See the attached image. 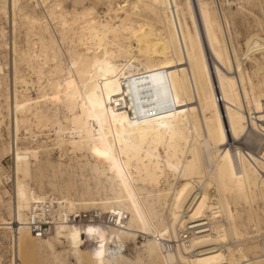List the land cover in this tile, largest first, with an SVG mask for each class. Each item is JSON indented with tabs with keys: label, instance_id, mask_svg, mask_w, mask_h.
<instances>
[{
	"label": "bare ground",
	"instance_id": "bare-ground-1",
	"mask_svg": "<svg viewBox=\"0 0 264 264\" xmlns=\"http://www.w3.org/2000/svg\"><path fill=\"white\" fill-rule=\"evenodd\" d=\"M64 1L0 0V264H26L28 243L53 264H65L56 247L65 241L91 258L139 230L153 264H264L256 238L264 228V17L245 7L253 0L236 5L261 30L245 49L232 29L235 11L225 8L239 0H123L103 14ZM256 1L264 14V0ZM108 63L119 77L110 101L104 96L101 128L88 120L89 97L103 87ZM205 77L223 141L201 100ZM166 94L179 98L175 115ZM54 150L90 153L91 170L116 181V194L46 193ZM7 155L12 171L2 163ZM46 201L58 206L59 221L38 238L28 221ZM92 210L99 220L64 221L68 212ZM88 227L100 231L89 235ZM8 236L21 259H3Z\"/></svg>",
	"mask_w": 264,
	"mask_h": 264
},
{
	"label": "rangeland",
	"instance_id": "rangeland-1",
	"mask_svg": "<svg viewBox=\"0 0 264 264\" xmlns=\"http://www.w3.org/2000/svg\"><path fill=\"white\" fill-rule=\"evenodd\" d=\"M122 1L123 0H82V3L76 4L75 0H65L64 5H66L68 9H72L75 6L78 8H81L82 6H93L100 14H103V12L107 10L109 3L114 4L115 2ZM239 1L237 3H233L234 6L233 4L226 5L225 8L227 11L228 9L231 10L230 12L235 11L234 17H231L235 19V22L232 19L234 22L233 26L235 27L234 29L232 26V29L234 32L235 30L238 31L237 39L245 49V42L250 38V36L261 30L255 29V27L252 29L254 26V22H252L254 19L253 16H248V18H246L247 16H243V14L237 10L236 5L239 6L241 3L244 4V0L243 2L242 0ZM257 2L258 1L253 0L251 2H245L244 5L247 9L252 10L256 15L264 17V14L261 13ZM248 24L249 26H246ZM254 29L257 32H255ZM252 30L254 33H252ZM58 152L59 150H54L53 153L51 152L48 160L53 163L46 168L43 176V180L45 181L44 190L46 193L58 194L59 191L63 190L64 192H68L74 198L81 197L85 194V197L96 199L116 194L119 189L116 181L107 179L105 176L98 175L91 170V166L96 163V159L90 155V153H82V155L81 153L72 155L71 153H68L61 156V152ZM42 157H44L42 160L46 161V156ZM11 158L12 155H7L2 160L3 165L8 171H12L13 169V159ZM34 186L37 187V185ZM68 187L69 189H66ZM11 189L13 188H10V192H12ZM249 230L251 231V229ZM259 234H262L261 237L259 235L256 238H258L257 240L259 241L260 246L263 247L264 228ZM121 235L120 240L117 242L111 241L110 244L103 246L102 249L98 248L95 250L91 258L85 253L78 252L75 247L67 241L64 243H56V247L58 251H62L64 253L63 260L65 264H153V261H151L148 256V237L145 233H143V230H139L134 234L131 233L129 236H127L128 234ZM6 237L4 238L6 241L2 239L3 243L6 242L4 244L5 249L3 248L4 253H2L3 259L6 261L13 259L19 260L20 254H18L19 257L15 254L16 245H14V242L13 245L10 243V241H14L13 238L8 236V239L11 238L8 240ZM22 248V257L25 259L26 264H53L51 254L46 253L41 247H39V245L28 243ZM67 250H72V252ZM100 251L103 252L102 256L97 255ZM257 255L264 258V251L260 249Z\"/></svg>",
	"mask_w": 264,
	"mask_h": 264
},
{
	"label": "snow or ice",
	"instance_id": "snow-or-ice-1",
	"mask_svg": "<svg viewBox=\"0 0 264 264\" xmlns=\"http://www.w3.org/2000/svg\"><path fill=\"white\" fill-rule=\"evenodd\" d=\"M102 71L106 73V75L103 78L104 79L103 87H100L98 83L95 93L90 95L89 103L91 104V113L88 115V120L99 123L101 125V128L103 127L104 121L108 117V111H109V108L105 103L104 96L105 94H107L110 101L112 92L116 90V86L118 83L119 69L116 68L113 64L108 63L106 64L105 68L102 69ZM153 81L162 83V81L158 80V77L155 75L153 76ZM202 87H203V94L201 96V100L207 104L208 115L211 117L212 127L215 128L216 130L218 141H223L225 135V126L221 124L219 113L217 112L215 107V96L213 95L212 92V80L208 77H205ZM96 93H98V95ZM165 101L171 106H173V107H168L166 110L171 111L172 114L175 115L174 105L179 103V98L175 100H168L166 94ZM259 111L261 113V121L264 122V104H262L259 107ZM150 114L156 115L154 113H150ZM116 115H117L116 113H112L113 121H115ZM229 119L232 121L234 134L238 135V133H236V118L232 116L231 112L229 114ZM209 134H211V132ZM100 154L106 157L109 155L108 152H104ZM115 163L116 161L113 159V164ZM169 167H171V165H169ZM99 231L100 230L95 227L87 228V233L89 235L98 234ZM75 235H78V233H74V239H75ZM102 247L103 245H101V249ZM97 255L102 256L103 252L100 251L97 253Z\"/></svg>",
	"mask_w": 264,
	"mask_h": 264
},
{
	"label": "built area",
	"instance_id": "built-area-1",
	"mask_svg": "<svg viewBox=\"0 0 264 264\" xmlns=\"http://www.w3.org/2000/svg\"><path fill=\"white\" fill-rule=\"evenodd\" d=\"M44 208L36 209L35 212L30 216L28 225L31 232L38 238H42L50 234L57 221H59L58 216L56 217L55 209L58 207L54 206L53 203L46 201L43 203ZM101 212L98 210L92 211H73L68 212L65 215L64 221L71 223H85L88 221H97L101 218ZM115 215H112L110 221H113Z\"/></svg>",
	"mask_w": 264,
	"mask_h": 264
}]
</instances>
